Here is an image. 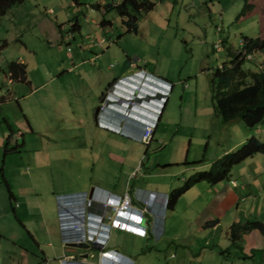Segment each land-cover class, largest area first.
<instances>
[{"label": "rangeland", "instance_id": "1", "mask_svg": "<svg viewBox=\"0 0 264 264\" xmlns=\"http://www.w3.org/2000/svg\"><path fill=\"white\" fill-rule=\"evenodd\" d=\"M117 1L16 0L0 15V169L12 184L26 173L66 195L83 176L102 185L167 193L245 139L264 140V122L253 127L239 118L221 122L211 90L213 70L240 50L241 36L264 35V0H248L250 10L237 19L243 0H150L153 7L136 15L135 30H127L125 17L115 10L103 11L105 2ZM95 3L98 9L92 7ZM91 38L99 45L90 46ZM87 45L90 49L85 51ZM94 54L98 59L88 60ZM261 55L257 51L253 59L244 60L241 69L257 71ZM21 59L25 80L8 81L7 64ZM83 59L84 64L68 73L71 60L76 64ZM119 64L142 66L169 85L159 122L143 142L95 130L93 122L92 130L84 125L83 135L78 117L89 115L93 90ZM248 82L246 76L242 84ZM108 99L99 94L94 108ZM9 130L20 135L7 139ZM84 142L90 154L87 161L75 155L76 168L67 169L63 161L67 154L60 148ZM260 157L255 154L233 165L230 175L239 181L244 165ZM197 187L180 196L172 210L162 207L156 219L158 232L143 238L137 264H263L257 242L250 248L242 234L237 241L229 238L226 223L241 208L224 211L216 229H200L196 220L203 209L195 199ZM259 210L262 218L264 207ZM248 220L259 221L253 215ZM126 240L132 242L131 237Z\"/></svg>", "mask_w": 264, "mask_h": 264}, {"label": "crops", "instance_id": "2", "mask_svg": "<svg viewBox=\"0 0 264 264\" xmlns=\"http://www.w3.org/2000/svg\"><path fill=\"white\" fill-rule=\"evenodd\" d=\"M49 11L51 12L50 9ZM56 37L62 38L61 35ZM94 38H91L90 46L99 45L94 43ZM103 41L102 38L99 40L101 43ZM89 49L88 45L84 47L85 51ZM67 56L69 57L70 55L67 53ZM97 59V54L88 58V60H93V62ZM22 61V59L18 60V62ZM71 63L72 67L67 68L68 73L72 72L73 67L78 68L84 64L85 59L81 60V62L78 61L76 64H73L71 60ZM145 77L149 82H165L142 66H134L132 64L128 68H121L119 64L113 73L109 74L107 78L104 77L102 84L93 90V94L89 99L92 103L89 115L85 114L81 118L78 117L83 123V127H81L83 135L85 134L84 125L88 126L86 130H92V122L95 130H103L115 134V132L99 125V120L112 122L113 116H110V113L114 110V105L107 107L109 111L106 110V113H103V116L101 115V119L94 118V104L98 103L96 102V96L98 97L100 94L104 99L107 95L109 97L116 95L122 99L123 97L120 96L127 92L128 83H134L136 79H145ZM8 81L11 80L8 79ZM107 81L108 84L105 85ZM102 85H105V87ZM106 101L108 102L109 99ZM163 109L164 103L160 108L158 105L148 108L137 104L135 108H131V115L136 114L139 116L143 114V111L149 110L154 114L152 118L154 116L156 118L154 130L163 113ZM17 132L9 130L7 139L16 138L17 136L14 135ZM59 152L64 155L67 154L65 155L66 159L63 161L67 163L66 168L71 170H74L76 166L77 157L82 158L81 160L85 162L87 161L85 157L87 158L90 155L85 142L80 146L60 148ZM259 155L262 157L253 160V164L244 165V175H237L240 179L239 181L236 176H231L229 173L230 176L223 179L225 181L221 180L214 184L202 183L203 181L197 182L180 195L184 196L187 192L193 190L195 186H199L195 189L197 190L195 199L198 200L203 210H201L198 219L195 220L197 225L201 227L200 229H216L220 225L224 211L229 208H234L235 210L241 208L242 211L236 215L231 214L232 216H230L226 223L227 226H225L227 228L232 223L249 221L248 217L252 215L256 220L258 219L259 222L264 223V214L262 218L259 217L261 215L259 209L264 207V153ZM0 171V264H99L97 261L98 253L101 251L117 255L120 259L119 264H137L136 257L140 249L138 246L143 245V238L147 234L158 232L156 219L162 207H164L166 194L169 192H164L166 190L158 192L154 190L148 191L141 186L117 188L114 185H102L98 182L86 180L82 176L79 186L70 190V193L63 195L67 192L54 187H46L41 181L31 180V176L29 174L26 175V173H24L22 179L18 178L15 180V184H12L10 178L5 175L4 168L0 169ZM33 171L36 170L34 169ZM126 192L132 198V207L128 211L123 213L113 211L112 213V211L102 207L106 195L122 197ZM252 197L253 206L251 204ZM136 208L145 209L143 218L139 223V225L144 227L145 232L143 235L130 230L134 229L137 223L134 216ZM246 208H248L249 212L246 211L245 213L244 210ZM107 217L110 218V221L119 222L121 226L112 225ZM77 221H82V225L78 229H74L72 226ZM87 228L89 229L87 230ZM92 230L96 232L99 238L104 237L105 242L103 244L72 241L73 237L78 233L82 231L86 233ZM244 232L246 233H239L238 239L242 234L244 244L248 243L250 248L254 247L253 245L257 242L256 248L261 249L260 259L264 264L263 235L260 232L257 234L255 230H246ZM127 237L132 239L130 244L126 240ZM65 240H69V242H65ZM78 243L85 246L77 248L76 245ZM92 244H95V247ZM72 248L78 249L76 251L78 255H75L76 253L72 251ZM13 251H16L14 255ZM89 253L93 254L91 259L88 258ZM85 254L86 258L81 257ZM94 255L96 258H94Z\"/></svg>", "mask_w": 264, "mask_h": 264}, {"label": "trees", "instance_id": "3", "mask_svg": "<svg viewBox=\"0 0 264 264\" xmlns=\"http://www.w3.org/2000/svg\"><path fill=\"white\" fill-rule=\"evenodd\" d=\"M16 0H0V15ZM77 3V0H73ZM98 9V3L92 4ZM153 7L150 0H118L117 3L105 2L102 5L104 12L115 10L120 17H125L122 23L127 30L136 29V15L141 11H148ZM251 8L248 0H243L242 9L236 15H244ZM129 12L133 13L130 14ZM106 22L101 21L104 25ZM78 29V25H73ZM240 50L232 53L227 62L220 64L212 72L211 90L214 103V110L221 122H228L239 118L247 127H253L264 122V58L261 67L257 71L241 69V64L245 60L244 55L253 50L264 54L263 36H241ZM230 54V52H229ZM7 74L9 80H25V66L18 61H10L7 64ZM248 76L249 82L242 84L244 78ZM5 146V145H4ZM264 153V140L260 141L251 136L234 151L223 153L219 158L213 160L207 169L196 170L185 177L182 182L169 190L166 194L164 207L166 210L173 208L178 197L188 188L197 182H207L214 184L228 178L233 165L254 154ZM194 162V161H193ZM185 163H188L185 161ZM256 228L264 237V224L259 221H245L242 223H232L228 228L229 238L234 241L238 239L241 231Z\"/></svg>", "mask_w": 264, "mask_h": 264}, {"label": "built area", "instance_id": "4", "mask_svg": "<svg viewBox=\"0 0 264 264\" xmlns=\"http://www.w3.org/2000/svg\"><path fill=\"white\" fill-rule=\"evenodd\" d=\"M240 41H239V45H240ZM257 54L256 50H253L250 53H247L244 55V59L245 60H251L253 59L254 55ZM264 56L261 55V59H263ZM259 68L261 67V64H258ZM163 87H164V91L162 92V95H160L159 97V102L157 103L158 107L160 108V106L163 103L164 100V94L166 93V89L169 87L168 83L166 82H161ZM106 104H100L99 106V111L97 114L98 119H101V115L103 116V113H106ZM155 122L154 121H148V122H144L141 124H137L135 125V127H130V128H123L121 126H117V123L112 121L111 123H106L104 121L99 120V125L103 128L109 129L115 133L118 134H122L128 137H131L132 139L138 140L140 142L146 141L147 139H149L151 133H152V129L154 127ZM18 132L14 135V136H18ZM132 204V198L130 196V194L128 192L124 193V195L122 197H113L111 195H106L104 200H103V204L102 207L106 208L107 210L110 211H115L116 213H123L129 210V208H131ZM135 211L137 212L138 218L140 216V214L145 211L144 208L138 210L135 209ZM110 223L112 225L115 226H121V224H119V222L115 221V220H111ZM80 225H82V221L80 222H76L73 224V228L74 229H78L80 227ZM89 228H87L88 230ZM131 231L139 234V235H143L144 231L143 229L136 227V228H132L130 229ZM75 242H90V243H104L105 239L103 238H99L96 234L95 231H87L86 233H84V231H82L81 233H78L77 235H75L73 237V240ZM65 242H69V240H65ZM89 257H92L91 254L88 255ZM96 258V257H95ZM98 263L99 264H117V262L120 261V259L118 258L117 255L115 254H108L107 251H101L98 253Z\"/></svg>", "mask_w": 264, "mask_h": 264}, {"label": "clouds", "instance_id": "5", "mask_svg": "<svg viewBox=\"0 0 264 264\" xmlns=\"http://www.w3.org/2000/svg\"><path fill=\"white\" fill-rule=\"evenodd\" d=\"M164 90L165 89L161 82L158 81L149 82L146 80V77L145 79L144 78H141L139 80L136 79L134 83L133 82L128 83L127 92L120 96L123 97L122 99H120L116 95H112L110 97L107 95L108 98L113 101L111 100H110L111 102L105 101L104 104H106L107 107H111L112 105H114L113 106L114 110H112V112L110 111L111 112L110 116H113L112 121L116 122L117 126H121L123 128L135 127V125L144 122H148V121L155 122L156 118L155 116L154 118H152L154 114L151 113L149 110L143 111V114L139 116L136 114L131 115L132 114L131 108H135V105L137 104H139V106H145V107L147 106L148 108L157 106V103L159 102V97L160 95H162V92ZM135 98H138V100L135 101L134 100ZM107 107L106 110H108ZM106 123H110V122L106 121ZM143 214L144 211L140 214L138 218L137 212L134 210V216L136 217V221H137L135 228L139 227L143 229V231L145 232L144 227L139 225L140 221L143 218ZM117 264H119V262H117Z\"/></svg>", "mask_w": 264, "mask_h": 264}, {"label": "water", "instance_id": "6", "mask_svg": "<svg viewBox=\"0 0 264 264\" xmlns=\"http://www.w3.org/2000/svg\"><path fill=\"white\" fill-rule=\"evenodd\" d=\"M99 106H100V105H97V106L94 108V112H93V116H94V118L97 117V112L99 111ZM80 246H85V245H82L81 243H78V245H76L77 248H80ZM92 246L95 247V244H92ZM79 257H80V255H79ZM81 257H84V258H85V257H86V254L83 255V256H81Z\"/></svg>", "mask_w": 264, "mask_h": 264}]
</instances>
